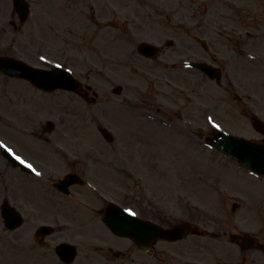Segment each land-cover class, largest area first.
I'll use <instances>...</instances> for the list:
<instances>
[{
  "label": "rangeland",
  "instance_id": "1",
  "mask_svg": "<svg viewBox=\"0 0 264 264\" xmlns=\"http://www.w3.org/2000/svg\"><path fill=\"white\" fill-rule=\"evenodd\" d=\"M153 1L158 3L159 7L156 10L141 4L138 0H30L32 3L31 16L27 22L21 24L14 12L12 0H0V53L24 56L30 63L44 68L51 67L53 63L68 66L85 82L84 84L91 88L87 89L90 95L88 99H84L72 91L58 90L46 94L25 80L13 79L0 73V133H5L6 137H10L12 143L8 141L11 144L20 142L30 155L36 157L44 165H52L56 172L58 171L56 166H59V162L65 157L46 141L48 137L69 144L72 149L77 150L85 157H111L112 159L117 156L125 157L128 154L129 145L124 142L125 136L141 140H145L147 137L150 139L147 147L150 146L153 155L182 158L189 163L188 172H190L191 163L196 164L198 186L195 195L197 196L199 215H205L208 211L217 215L220 213V208L216 204L218 199L215 190L218 187H214V190L209 187L211 179L215 184L227 185L234 189L240 188L249 191L257 187L255 182L249 180L245 174H240L242 171L245 172V169L207 147L203 142L200 143L196 140V138H204L202 136H205L209 128L205 126L203 130L194 132V137H185L168 128H162V126L147 128L135 124L136 122L131 119L127 122L126 116L121 120L120 116L116 114V110L114 111V107L118 109L117 104L125 100L126 95L130 92V81H141L140 77L130 73L131 71L128 70L130 62L126 61L129 55H134V49L140 40L146 37L156 39L157 35L160 38L164 31L159 32V30L163 28V25L171 26L174 29L180 27L179 30L182 28L181 43L190 42L199 46L196 39H191L186 33H191L193 38H201L206 43L210 39L207 25L209 0ZM249 1L251 0H229L227 2L226 7H230L227 13L234 18L233 24H228L232 26L235 25V22L239 24L240 22L252 23L253 25H257L256 22H261L264 24V9L261 8L264 0ZM166 7L172 8L170 16ZM174 7L177 8L176 11L181 17V20L176 24L171 19L175 11ZM111 12L116 17L112 23L116 25L114 30L118 34L119 43L115 45L101 39L98 40V43L93 44L91 41L93 35L96 33L97 36L98 34L93 30H96L102 21L109 22ZM128 28L136 33H134L135 36L128 34ZM251 28L256 31L253 26ZM198 49L203 51L201 48ZM29 51L36 54L31 55L32 53ZM41 57L49 59V62H44ZM155 63L148 61L142 67L147 66L158 73L159 68L150 66ZM256 68L257 71H254L257 77L259 75L264 79V70H261L260 67ZM197 78L198 84L204 86V91L196 120L203 122L201 109L207 106L205 88L207 81L200 74ZM120 80H126L128 84L126 83L120 93H114L116 83ZM218 91L219 93L215 94V97H218L220 93H225L222 90ZM262 96L264 104V94ZM106 102L109 104H105ZM235 113L234 117H238L236 111ZM49 120L56 123L57 131L52 133L45 131L44 126ZM14 123L24 125L26 129L32 130L31 132L39 138L37 143L30 144L20 135L18 138L17 132L12 130ZM101 123H107L111 127H115V123L121 124L117 125L121 134V143L118 148H114L111 142L101 136L97 128ZM75 124L85 126L87 133L85 135L89 136L83 137L82 145L77 143L78 140L74 139L73 132L70 131L75 129L72 127ZM96 125L98 126L96 127ZM41 127L44 128L43 131ZM144 129L147 131L145 132ZM246 129L239 133L248 137H255L259 134L253 128ZM40 136L44 138H40ZM0 139L2 138L0 137ZM27 139L33 141L28 135ZM75 143L81 148L75 146ZM134 155L136 163L139 162L134 166L142 174L144 165L141 163V157L137 155V152ZM186 161L180 160L178 167L180 168V163ZM169 171L172 172V170ZM184 171L181 170V172ZM167 175L169 181L174 183L177 181L174 175ZM107 176V173L102 175V177ZM235 178H238L239 182H236ZM137 181L135 187L141 188V182ZM248 182L251 185L254 183V185L247 186ZM141 194L136 190V196L142 197ZM188 194L190 193L188 192ZM34 229L33 226L26 224L23 229L10 234L0 222V239L8 235H19L23 241H28L29 237L33 235ZM101 233L102 231L98 234L101 235ZM78 234L75 229L59 228L52 238L56 242L67 237L73 238Z\"/></svg>",
  "mask_w": 264,
  "mask_h": 264
},
{
  "label": "flooded vegetation",
  "instance_id": "2",
  "mask_svg": "<svg viewBox=\"0 0 264 264\" xmlns=\"http://www.w3.org/2000/svg\"><path fill=\"white\" fill-rule=\"evenodd\" d=\"M262 4L261 8L264 9V1ZM233 22L234 18L222 6L213 5L208 24L211 27L210 43L206 53L199 52L191 45L181 47L173 44L164 48L163 63L171 69L164 70L162 78L160 77L164 85L160 86L158 116L154 121L149 120L151 114L141 113L139 103L132 101L127 112L129 118L135 124L144 123L143 127L151 126V122L162 128H168L167 125L170 124L168 129L175 133H179L177 123L186 121L190 132L196 131L195 121L199 114L198 73L179 64L183 62V57L199 56L206 57L208 63L222 68L225 73L224 84L218 85L215 80L208 79L206 87L207 106L212 112L222 116V122H236L235 117L230 118L236 115L235 111L247 118L256 110L262 112L264 105L261 95L264 86L255 71L256 67L262 70L264 65V24H228ZM214 31H217L220 38L213 35ZM215 85L225 93L215 97ZM244 91H253L258 95L246 94ZM239 92L243 95L239 96ZM187 120L190 121L189 124ZM242 121L238 120L237 129L244 130ZM138 145L144 152V155H139L145 170L142 198H136L135 175L139 173L134 165L139 162L136 163L134 145H131L130 155L117 156L110 165H105L97 157L87 158L81 154L74 155L71 159L62 158L58 167L65 174L92 180L89 185H74L68 192L56 188L55 183L60 176L51 180V165L38 164L39 170L44 172L48 169V175L38 176L34 180H28L18 169L13 175L18 209L27 216V222L31 224L40 219L50 224L64 219L63 222L75 226L86 227L96 223L105 226L101 214L107 204L113 201L164 226L172 225V222L182 223V218H188L186 220L192 224L190 227H195L198 231L192 238L188 239L187 236L179 242L161 241L144 253H140L139 248L127 238L114 234L99 236L94 243H82V251L72 264H135L136 251L140 264H264L263 219H258L257 214L255 218L252 215L248 219L251 210H246L243 208L246 206L240 204H232L228 208L225 206L222 219L215 215L207 218L198 216L197 207H193L188 195L179 193L182 175L177 173V168L182 158L166 155L157 157L153 155L150 146L147 147V143ZM103 173L108 176L102 177ZM167 174L174 175L177 181H169ZM92 183L96 185L94 189L91 187ZM161 195L166 197L163 199ZM43 240H40V245L47 248ZM33 259L36 264H54L48 261L52 257L35 256ZM56 260V264H65L59 258Z\"/></svg>",
  "mask_w": 264,
  "mask_h": 264
},
{
  "label": "water",
  "instance_id": "3",
  "mask_svg": "<svg viewBox=\"0 0 264 264\" xmlns=\"http://www.w3.org/2000/svg\"><path fill=\"white\" fill-rule=\"evenodd\" d=\"M16 6H20L22 11L23 18L27 16L28 10L26 4L23 0H15L14 2ZM4 61L0 58V65L3 66ZM26 76L30 77L34 80L36 84L45 89H54L56 86L67 85L68 76L57 72L55 74L43 71V70H35L31 69V71L26 74ZM227 140L226 145H222L224 149L229 151L231 154L237 156L238 158L244 160L251 166L255 168L262 169L264 167V144L256 141H243L238 140V138L229 136H224L223 140Z\"/></svg>",
  "mask_w": 264,
  "mask_h": 264
},
{
  "label": "snow or ice",
  "instance_id": "4",
  "mask_svg": "<svg viewBox=\"0 0 264 264\" xmlns=\"http://www.w3.org/2000/svg\"><path fill=\"white\" fill-rule=\"evenodd\" d=\"M29 167H31V166L29 165Z\"/></svg>",
  "mask_w": 264,
  "mask_h": 264
}]
</instances>
